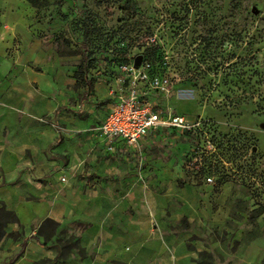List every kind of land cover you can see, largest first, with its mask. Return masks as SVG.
I'll use <instances>...</instances> for the list:
<instances>
[{
    "label": "rangeland",
    "instance_id": "rangeland-1",
    "mask_svg": "<svg viewBox=\"0 0 264 264\" xmlns=\"http://www.w3.org/2000/svg\"><path fill=\"white\" fill-rule=\"evenodd\" d=\"M125 1L37 0L33 8L0 0V11L34 10L40 39L52 44L90 101L112 107L135 89L162 118L183 117L190 130L162 125L143 144L178 187L192 183L207 195L210 215L187 230L186 247L197 258L207 251L214 264H264V0ZM156 77L161 84L153 88ZM98 90L107 97L91 99ZM66 236L43 247L69 240L72 253L78 245ZM1 238L24 239L7 228ZM30 264L67 262L43 257Z\"/></svg>",
    "mask_w": 264,
    "mask_h": 264
},
{
    "label": "crops",
    "instance_id": "crops-1",
    "mask_svg": "<svg viewBox=\"0 0 264 264\" xmlns=\"http://www.w3.org/2000/svg\"><path fill=\"white\" fill-rule=\"evenodd\" d=\"M31 15L0 11V204L17 218L2 230L24 238H1L0 258L56 257L31 233L50 219L78 245L67 264H197L187 230L209 217L207 195L192 183L178 187L151 160L143 142L154 131L136 148L119 141L107 153L96 128L113 106L75 87Z\"/></svg>",
    "mask_w": 264,
    "mask_h": 264
},
{
    "label": "built area",
    "instance_id": "built-area-1",
    "mask_svg": "<svg viewBox=\"0 0 264 264\" xmlns=\"http://www.w3.org/2000/svg\"><path fill=\"white\" fill-rule=\"evenodd\" d=\"M149 42L155 44L154 39H149ZM143 68H148V64L144 63ZM160 84L156 77L152 80L151 86L156 88ZM116 102L105 116L106 118L96 128V132L103 138L104 146L109 154L114 153L119 141H122L127 147H138L144 137L162 125L173 127L182 132L190 130V126L183 117L168 115L164 119L154 111L153 106L148 102L139 101L135 89H131L127 94L118 95ZM61 181L64 182L65 179L62 178ZM204 181L208 184L213 183L210 177L205 178Z\"/></svg>",
    "mask_w": 264,
    "mask_h": 264
},
{
    "label": "trees",
    "instance_id": "trees-1",
    "mask_svg": "<svg viewBox=\"0 0 264 264\" xmlns=\"http://www.w3.org/2000/svg\"><path fill=\"white\" fill-rule=\"evenodd\" d=\"M27 1L33 8L37 5V0H25ZM131 0H126L124 2V5H127L130 3ZM123 15H125V11L121 10ZM88 62V59L86 57H83L82 62ZM77 78L81 77V74H75ZM262 210L260 211V213ZM259 213V212H258ZM17 222V218L15 214L12 212H7L5 209H3V206L0 204V235L2 228L6 225V223H12ZM57 234H63L59 231V224L56 222L51 221L50 219H44L41 222V225L37 228L35 232V238L42 243L43 245L50 242L52 239L56 238ZM73 240V238H72ZM72 249L71 241L67 240L65 242H61L60 240L57 241V244L55 246V250L57 252L56 259H66L69 254L70 250ZM197 264H214L211 261V255L207 251L200 252L198 254V258L196 260Z\"/></svg>",
    "mask_w": 264,
    "mask_h": 264
},
{
    "label": "water",
    "instance_id": "water-1",
    "mask_svg": "<svg viewBox=\"0 0 264 264\" xmlns=\"http://www.w3.org/2000/svg\"><path fill=\"white\" fill-rule=\"evenodd\" d=\"M141 59H142V57H137L134 60V67H138L141 64ZM262 127H264V125Z\"/></svg>",
    "mask_w": 264,
    "mask_h": 264
}]
</instances>
